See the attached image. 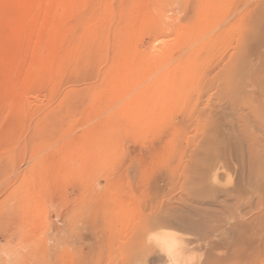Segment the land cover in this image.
<instances>
[{
  "label": "rangeland",
  "instance_id": "obj_1",
  "mask_svg": "<svg viewBox=\"0 0 264 264\" xmlns=\"http://www.w3.org/2000/svg\"><path fill=\"white\" fill-rule=\"evenodd\" d=\"M263 18L264 0H0V264H164L166 232L179 264H264V76L232 109L218 91L225 65H264ZM211 192L208 239L144 225Z\"/></svg>",
  "mask_w": 264,
  "mask_h": 264
},
{
  "label": "bare ground",
  "instance_id": "obj_2",
  "mask_svg": "<svg viewBox=\"0 0 264 264\" xmlns=\"http://www.w3.org/2000/svg\"><path fill=\"white\" fill-rule=\"evenodd\" d=\"M194 3V2H193ZM215 3V2H214ZM122 5V4H121ZM125 5V4H124ZM201 8H202V6H201V4L199 5ZM210 6H211V4H210ZM159 7V6H158ZM189 7V6H188ZM127 8V7H126ZM210 8V7H209ZM215 8V7H214ZM246 8V7H245ZM146 9V8H145ZM203 9H205V8H203ZM99 10V9H98ZM194 10V9H193ZM198 10H202V9H199L198 8ZM206 10H208V9H206ZM246 10V9H245ZM126 11V10H125ZM150 11V10H149ZM179 11H181V10H179ZM179 11H178V13H179ZM242 10H240V12H241ZM170 12V11H169ZM182 12V11H181ZM184 12V11H183ZM182 12V13H183ZM187 12V11H186ZM198 12V11H197ZM209 12V11H208ZM248 12V11H247ZM143 13V12H142ZM200 13V12H199ZM205 13V12H204ZM95 14V13H94ZM98 14V13H97ZM107 14V13H106ZM184 14V13H183ZM186 14V13H185ZM209 14V13H208ZM145 15V14H144ZM175 15V14H174ZM121 16V15H120ZM162 16H163V14H162ZM182 16H184V15H182ZM118 17V16H117ZM161 17V16H160ZM187 17V16H186ZM243 17V16H242ZM245 17V16H244ZM89 18V17H88ZM120 18V17H119ZM119 18H118V20H117V22L119 21ZM124 17H122V19H123ZM182 18V17H181ZM241 18V17H240ZM141 19V18H140ZM184 19V18H183ZM207 19V18H206ZM205 19V20H206ZM238 19V18H237ZM264 19V18H263ZM131 20V19H130ZM158 20V19H157ZM240 20V19H239ZM242 20V19H241ZM122 21V20H121ZM125 21V20H124ZM140 21V20H139ZM154 21V20H153ZM212 21V20H211ZM241 22V21H240ZM244 22V21H243ZM262 22L263 23H261V28H262V31H263V34H264V21L262 20ZM157 23H159V22H157ZM124 24H125V22H124ZM135 24V23H134ZM139 24H140V22H139ZM161 24V23H160ZM119 25V24H118ZM120 25H122V24H120ZM138 25V24H137ZM144 25V24H143ZM226 25V24H225ZM240 25V24H239ZM122 26H125V25H122ZM121 26V27H122ZM145 26V25H144ZM160 26V25H159ZM162 26V25H161ZM241 26H242V24H241ZM117 27V26H116ZM168 27V26H167ZM132 28V27H131ZM137 28H139L138 26H137ZM150 28H153V27H151L150 26ZM159 28H161V27H159ZM165 28V27H164ZM233 28V27H232ZM73 29V28H72ZM119 29H121V28H119ZM127 29V28H126ZM129 29V28H128ZM133 29V28H132ZM143 29V28H142ZM231 29V28H230ZM111 30V29H110ZM115 31L114 32H116V29H114ZM134 30V29H133ZM137 30V29H136ZM140 30H141V28H140ZM139 30V31H140ZM150 30V29H149ZM153 30H155V29H153ZM157 30V29H156ZM155 30V31H156ZM208 30V29H207ZM113 31V30H112ZM120 31V30H119ZM127 31V30H126ZM162 31V30H161ZM157 32H159V31H156V33ZM130 33V32H129ZM124 34H126V32L124 33ZM123 34V37L124 36H126V35H124ZM158 34H160V33H158ZM148 35V34H147ZM189 35V34H188ZM194 35V34H193ZM116 36V35H115ZM153 36V35H152ZM263 36V38H264V35H262ZM157 37V36H156ZM87 38V37H86ZM116 38V37H115ZM126 38V37H125ZM157 38H159V37H157ZM119 41H123V39L122 38H120L119 37ZM133 39V38H132ZM136 39V38H135ZM156 39V38H155ZM174 39V38H173ZM157 40H159V39H157ZM242 40H243V38H242ZM125 41V40H124ZM160 41V40H159ZM135 42V41H134ZM161 42V41H160ZM121 43H123V42H121ZM154 43V42H153ZM116 44L117 45H119V42L117 43L116 42ZM115 44V45H116ZM120 45H122V44H120ZM130 45V44H129ZM245 45V44H244ZM152 46H154V45H152ZM118 47V46H117ZM125 47V46H124ZM127 47V46H126ZM130 48V47H129ZM149 48V47H148ZM159 48V47H158ZM172 48V47H171ZM92 49V48H91ZM104 49V48H103ZM157 49V48H156ZM170 49V48H169ZM246 49H247V47H246ZM150 50V49H149ZM148 50V51H149ZM160 50H161V48H160ZM159 50V51H160ZM164 50V49H163ZM167 50V49H166ZM171 50V49H170ZM147 51V52H148ZM158 51V50H157ZM156 51V52H157ZM233 51V50H232ZM244 51H245V49H244ZM247 51V50H246ZM133 52V51H132ZM137 52H139L138 50H137ZM150 52V51H149ZM149 52H148V54H149ZM161 52V51H160ZM185 52V51H184ZM227 52H229V51H227ZM226 52V53H227ZM240 52V51H239ZM248 52V51H247ZM143 53V52H142ZM155 53V52H154ZM166 53V52H165ZM90 54V53H89ZM156 54V53H155ZM158 54V53H157ZM183 54V53H182ZM181 55V54H180ZM185 55V54H184ZM189 55V54H188ZM240 55V54H239ZM144 56V55H143ZM151 56V55H150ZM150 56H148V57H150ZM199 56V55H198ZM197 56V57H198ZM243 56V55H242ZM261 57V61H263L262 62V64L264 63V52L260 55ZM181 57H182V55H181ZM181 57H179V58H181ZM244 57H247V56H244ZM242 58V59H245V60H243V61H246V58ZM158 58V57H157ZM151 59H152V57H151ZM155 59V58H154ZM197 59V58H196ZM248 59V58H247ZM260 61V62H261ZM178 62V61H177ZM259 62V63H260ZM181 63V62H180ZM179 63V64H180ZM244 63V62H243ZM242 63V64H243ZM178 64V63H177ZM176 64V65H177ZM178 64V65H179ZM182 64V63H181ZM245 64V63H244ZM261 64V63H260ZM183 66V65H182ZM255 66V68H254V70L252 71V72H250V70H247V68L249 67V65L247 64V65H225L224 67H223V69H222V71L220 72V74H219V88H218V91L220 92V99H219V103L220 102H227V103H229V106H230V108L232 109V108H234L235 106H238V104H240V102H236L237 101V99H238V97H241V99H247L248 98V94L250 93H247V94H245L243 91H242V86H240L239 85V82H245V80L247 79L248 80V78L250 79L251 77L255 80V78L256 79H259V78H261V76H264V65H254ZM140 67V66H139ZM183 68V67H182ZM97 75V74H96ZM251 75V77H249ZM237 77V78H236ZM95 81V80H94ZM237 81V84H238V88H239V91H240V93H239V95H234L233 93L235 92V91H233V83H235ZM249 81H251V80H249ZM259 82L261 81L260 79L258 80ZM216 82V81H215ZM252 82V81H251ZM173 83H174V81H173ZM214 83V82H213ZM211 84V83H210ZM236 84V85H237ZM246 84H247V81H246ZM246 84H244L243 83V86L244 85H246ZM202 85H203V83H202ZM263 84H259L258 86V88H257V90H258V93L257 94H259V95H257V94H255V95H257L256 97H254V102H255V105H256V103L258 104V108H256V110L257 111H253V113L255 114L256 112H260V111H262L263 110V112H264V87L262 86ZM247 86V85H246ZM162 87V86H161ZM202 87V86H201ZM240 87H242V88H240ZM207 88V87H206ZM210 89V88H209ZM246 89V88H245ZM256 90V91H257ZM155 92V91H154ZM193 96V95H192ZM167 97V96H166ZM249 99V98H248ZM133 100V99H132ZM252 100V99H251ZM239 101V100H238ZM222 102V103H223ZM185 103V102H184ZM249 104V103H248ZM226 106V105H225ZM192 107H194L193 105H192ZM192 109V108H191ZM191 109H190V111H191ZM216 109V108H215ZM254 109V108H253ZM205 110V109H204ZM208 110H209V108H208ZM208 110H207V112H208ZM224 110V109H223ZM194 111V110H193ZM210 111H212V110H210ZM229 111V110H228ZM204 112V111H203ZM240 112V111H239ZM170 113V112H169ZM200 113H201V111H200ZM205 113V112H204ZM243 113H244V111H243ZM199 114V113H198ZM247 114V113H246ZM257 115V114H256ZM200 116V114L198 115V117ZM263 117V116H262ZM226 119V118H225ZM246 119V118H245ZM264 119V118H263ZM221 123V122H220ZM219 126V125H218ZM248 128V127H247ZM216 129V128H215ZM252 130V129H251ZM264 135V134H263ZM259 144V143H258ZM254 148V147H253ZM252 152V151H251ZM218 161V160H217ZM253 163V162H252ZM260 166V165H259ZM188 191V190H187ZM233 191V190H232ZM234 191H236V190H234ZM200 192V191H199ZM232 193H234V192H232ZM232 193H230V194H232ZM206 194H207V192H206ZM220 194V193H219ZM227 191H225L224 193H222L221 194V196H222V199L226 202V201H228L229 200V195H230ZM201 196H203V195H201ZM229 197V198H228ZM187 198H188V200H189V205H188V208H186V209H184V210H182V213H174V214H170V215H167V214H165V215H167V216H158V215H154V213H151V215H149L146 219H145V223H144V225H146L147 226V228H151V229H155V230H159V229H165V228H168V227H176V228H178V230H179V232H181L182 231V233H183V231H185V233L186 232H188V234L190 233V235L189 236H191V234L192 235H195V236H200V235H202V239L204 240V239H208V237H210V236H212V232L209 230V223L207 222L208 221V218L206 219V214L207 213H205L206 211L204 210V208H207V206L209 205V206H211L210 205V203H211V201L214 199V194H212V192L210 193V194H208V195H206V198H205V195H204V198H201L198 194H193V195H190V196H187ZM232 201V200H231ZM258 217V216H257ZM61 218V217H60ZM256 218V217H255ZM253 220V219H252ZM255 220H257V219H255ZM255 220H254V222H255ZM251 221V220H250ZM244 222V221H243ZM242 223V222H241ZM234 224V223H233ZM252 224V223H251ZM145 228V227H144ZM143 228V229H144ZM147 228H145L146 229V231H147ZM175 229V228H174ZM246 230V229H245ZM144 231V230H143ZM165 232V231H164ZM232 232V231H231ZM230 232V233H231ZM167 233V232H166ZM164 234L163 233V237L161 238L162 240H161V243H160V247L162 248V252H164V253H166V254H164L163 255V257H165L164 258V264H179V260H178V258L176 259L174 256L173 257H171L170 255L172 254L171 252L172 251H170V250H172L171 248L173 247V246H175V245H177L178 243L177 242H179V241H177V239L179 240V238L177 237V236H175V234ZM232 233H234V232H232ZM243 233V232H242ZM187 234V233H186ZM180 235V234H179ZM207 235V236H206ZM209 235V236H208ZM194 236V237H195ZM238 236H240V235H238ZM193 237V236H192ZM157 240V239H156ZM182 241V240H181ZM186 244V243H185ZM183 248H185V247H183ZM182 248V249H183ZM184 250V249H183ZM182 250V251H183ZM180 253H181V251H180ZM161 254H159V256H160ZM209 262H207V264H208ZM210 264V263H209Z\"/></svg>",
  "mask_w": 264,
  "mask_h": 264
}]
</instances>
